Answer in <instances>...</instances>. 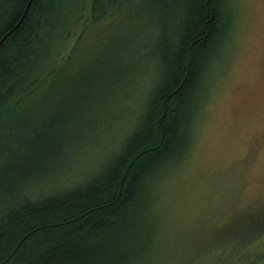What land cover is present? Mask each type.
<instances>
[{"label":"trees","instance_id":"obj_1","mask_svg":"<svg viewBox=\"0 0 264 264\" xmlns=\"http://www.w3.org/2000/svg\"><path fill=\"white\" fill-rule=\"evenodd\" d=\"M69 1L75 5L67 7ZM105 1L114 8L122 2ZM97 2L80 0L92 7L82 17L86 11L77 0H0V264H142L143 251L158 242L159 188L191 146L196 91L216 67L215 57L222 58L229 0H151L147 28L155 39L144 46L153 49L158 71L138 122L84 179L42 192L48 178L56 183V174L69 173L65 166L74 158L67 156L95 145L82 136L88 124L83 111L112 100L106 87L96 103L97 97L73 103L85 97L58 84L50 85L46 103L33 93L40 78L70 75L83 33L71 40L69 11L75 8L86 27L110 11L95 8ZM117 71L112 77L127 74ZM103 131L92 127V136Z\"/></svg>","mask_w":264,"mask_h":264},{"label":"rangeland","instance_id":"obj_2","mask_svg":"<svg viewBox=\"0 0 264 264\" xmlns=\"http://www.w3.org/2000/svg\"><path fill=\"white\" fill-rule=\"evenodd\" d=\"M121 1L96 23L86 22V27L75 8L69 11L68 22L75 29L71 40L76 31L83 33L78 52L72 55L70 75L65 76L69 80L65 84L75 91L79 87L85 97L73 103H90L88 97H97L92 103L99 101L103 79L92 82L90 76L105 62L110 69L131 68L124 77L113 76L108 88L111 102L83 111L88 124L81 129L82 136L91 139L89 122L105 114L112 120L108 134L102 130L94 146L77 150L76 157L68 154L67 159L74 158L65 166L69 173L56 174L61 176L56 183L48 178L42 192L73 186L116 151L122 133L138 122L155 84L158 63L153 49L144 46L155 39L147 28L151 0ZM227 3L231 21L222 58L215 57L216 67L213 63L196 91L187 131L191 146L184 161L164 173L156 203L158 242L143 251L142 264H264V3ZM91 86L95 88L89 90Z\"/></svg>","mask_w":264,"mask_h":264},{"label":"bare ground","instance_id":"obj_3","mask_svg":"<svg viewBox=\"0 0 264 264\" xmlns=\"http://www.w3.org/2000/svg\"><path fill=\"white\" fill-rule=\"evenodd\" d=\"M70 2L71 1L68 2L67 7H73L75 5L74 2H71V3ZM76 6H78L81 9H84L85 11L91 10V8H92L90 3L89 4L85 3V7L86 8L81 3H77ZM99 6L100 7H106V8L110 7L111 8L114 5L111 6L110 1L106 2L105 0H98V2L96 3V5L94 7L98 8ZM53 46L54 45H52V47ZM48 55H49V53H48ZM130 68H131V65H121V67H119V68L110 69L107 65H104L102 70L99 69L100 72H98L99 71L98 70L95 74H91L90 79L92 80V82H97V81H99L100 77H102L103 83H104V87L110 88V84H111V81H112V78H113L112 74L114 75V73H116V70H118L117 72H119V71L128 72V70ZM67 81H69V80L63 79L60 75L57 78H54L53 76L50 77V78H47V79L40 78L39 81L37 82V84L35 85V87L33 88V93L36 94V97L38 99H40L42 101V103H46L47 101L51 100L50 98L52 97V96H48V94L49 95L52 94L51 89L49 88V87H51L50 86L51 84L62 85L64 88H66L67 92L69 91L70 93H71V91H73L72 89H75L73 86L70 87L68 84H65ZM90 83H91V81H90ZM80 90L81 89H78V90H76V92L80 91ZM89 94L93 95L94 93L90 92ZM98 94H99L100 98H102V97H104L105 92L101 90V92H99ZM69 97H70V95L68 96V98ZM102 101L106 102L105 99L102 100ZM109 122L112 123V120L109 121V120H105V119L104 120L99 119L97 121V124L93 125V127L95 128L97 133H100L102 130H104L108 134V132L106 130H108V129L110 130V128H111V125H110ZM90 136L91 135H88L87 137L90 139ZM97 140H100V137L98 138V137L92 136L91 139H90V141H92L94 144L96 143ZM74 174H77V173H74ZM29 189H30V187L27 190H29ZM35 189H37V188L35 187Z\"/></svg>","mask_w":264,"mask_h":264},{"label":"snow or ice","instance_id":"obj_4","mask_svg":"<svg viewBox=\"0 0 264 264\" xmlns=\"http://www.w3.org/2000/svg\"><path fill=\"white\" fill-rule=\"evenodd\" d=\"M262 3H264V0H261Z\"/></svg>","mask_w":264,"mask_h":264}]
</instances>
